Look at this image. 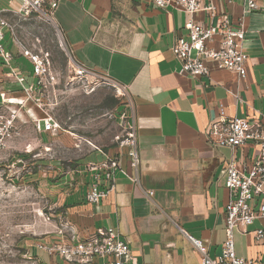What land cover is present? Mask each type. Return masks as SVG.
Returning <instances> with one entry per match:
<instances>
[{
    "label": "crops",
    "instance_id": "crops-1",
    "mask_svg": "<svg viewBox=\"0 0 264 264\" xmlns=\"http://www.w3.org/2000/svg\"><path fill=\"white\" fill-rule=\"evenodd\" d=\"M254 1L259 8L243 19L246 76L239 79L212 64L209 76L194 79L181 71L170 50L174 37L185 32L187 15L180 9L159 8L150 0H60L53 21L75 61L125 87L140 165L134 180L124 155L114 174V190L98 204L85 200L89 174L66 172L58 183L66 187L58 194V218L83 234L114 227L132 249L127 264H199L201 255L191 238L200 241L210 257L220 253L228 200L222 169L231 150L212 146L205 131L219 105L228 116L264 122V0ZM244 3L213 0L214 22L226 15L236 25ZM20 4L0 0V11L3 16L18 13ZM193 18L200 24L209 21L205 12ZM20 59L13 55L18 70ZM253 151L249 143L238 154L249 161ZM256 228H264V221H254L248 233L235 231L234 249L238 257L264 263V241L252 233ZM52 232L25 243L26 259L72 264L37 248L38 241L61 239Z\"/></svg>",
    "mask_w": 264,
    "mask_h": 264
},
{
    "label": "rangeland",
    "instance_id": "rangeland-1",
    "mask_svg": "<svg viewBox=\"0 0 264 264\" xmlns=\"http://www.w3.org/2000/svg\"><path fill=\"white\" fill-rule=\"evenodd\" d=\"M4 18L14 59L21 58L14 71L39 82L25 90L0 66V264H38L26 259L24 245L51 235L64 220L58 218L57 198L65 186L58 183L75 167L99 161V150L118 151L129 99L110 80L75 75L63 36L46 15L32 11ZM48 117L57 130H43Z\"/></svg>",
    "mask_w": 264,
    "mask_h": 264
},
{
    "label": "built area",
    "instance_id": "built-area-1",
    "mask_svg": "<svg viewBox=\"0 0 264 264\" xmlns=\"http://www.w3.org/2000/svg\"><path fill=\"white\" fill-rule=\"evenodd\" d=\"M212 1L150 0L156 7L172 6L187 15L183 25L184 34L176 35L170 47L184 74L194 79L207 77L213 64L219 69L232 71L239 79H243L246 76L248 59L243 45L245 34L243 19L246 14L258 9L259 5L254 0H245L243 14L233 26L226 15L214 22L216 11ZM59 2L60 0H21L18 12L28 14L35 11L53 20ZM197 12L207 13L209 21L206 24L196 22L193 15ZM9 28V23L0 11V65L8 68L17 82L25 85V90H31L39 80L33 77V80L28 82L26 76L14 71ZM212 42L216 45H211ZM69 58L78 78L108 80L101 73L75 61L70 52ZM33 62L34 72L38 76L40 66L36 63L35 57ZM118 87L125 91L123 85ZM43 121L44 131L57 130L58 125L51 117ZM205 135L212 146L229 148L231 156L222 169L228 191L225 205V238L220 253L214 257L208 255L207 248L200 241L191 238L201 255L199 264H264L260 260L238 257L234 249L235 231L248 233L247 228L254 221H264V122L257 118L228 116L224 107L219 105ZM249 143L253 144L254 151L249 161H243L238 151ZM99 152L103 159L90 160L70 170L72 175L89 174L90 181L85 192V200L91 204L100 203L114 190V174L120 168L124 155L134 170L136 180L140 157L134 123L129 119V115L125 125V136L119 141L118 151L113 155L101 150ZM252 233L257 240L264 241V228H256ZM57 234L61 237L59 241H38L37 248L45 250L49 255L57 254L72 264H127L133 259L129 242L123 239L114 227H96L90 233L83 234L68 221L61 220Z\"/></svg>",
    "mask_w": 264,
    "mask_h": 264
}]
</instances>
